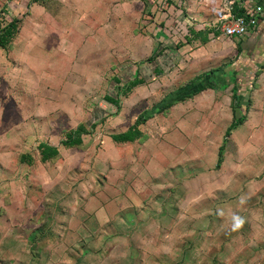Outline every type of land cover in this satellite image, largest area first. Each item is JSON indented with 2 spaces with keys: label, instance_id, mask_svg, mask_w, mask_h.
I'll return each mask as SVG.
<instances>
[{
  "label": "crops",
  "instance_id": "obj_1",
  "mask_svg": "<svg viewBox=\"0 0 264 264\" xmlns=\"http://www.w3.org/2000/svg\"><path fill=\"white\" fill-rule=\"evenodd\" d=\"M252 1L262 8L256 26L244 37H225L236 45L238 61L211 69L198 80L205 88L137 125L138 138L118 142L113 135L160 101L142 92L148 78L174 67L182 47L199 40L188 29L200 31L199 23L213 18L217 22L223 0H146L141 6L133 0H10L13 16L20 19L8 48L16 64L14 83L20 84L0 100V224L7 226L1 224L0 231L8 248L17 251L10 264H21L24 246L14 221L22 215L30 223L27 249L35 262L45 257L44 264L231 260L219 258V250L238 249L237 242L242 248L246 236L229 230L235 215L225 160L230 138L219 167L217 153L245 97L252 99L245 120L232 133H259L264 115L256 98L264 100V68L240 108L223 72L239 70L244 80L250 67L264 64V0ZM247 2L237 0L233 12L243 11ZM215 32L203 31L206 38ZM134 79L141 83L126 91ZM53 100H65L64 119L75 121L62 134L79 124L90 131L81 145L67 148L47 139ZM68 100H77L78 110L69 108ZM21 103L20 109L14 107ZM40 132L41 139L28 145ZM39 142L57 146L58 157L42 162ZM31 150L37 157L20 162L19 156ZM36 161L43 164L41 172ZM24 165L28 176L21 173ZM235 167L233 183L239 186L232 195L238 197L255 170L247 171L242 161ZM56 187L62 192L55 200ZM11 200L12 209H6Z\"/></svg>",
  "mask_w": 264,
  "mask_h": 264
},
{
  "label": "rangeland",
  "instance_id": "obj_2",
  "mask_svg": "<svg viewBox=\"0 0 264 264\" xmlns=\"http://www.w3.org/2000/svg\"><path fill=\"white\" fill-rule=\"evenodd\" d=\"M133 2L135 6H141V3L146 4V0H133ZM10 8V0H0V28L13 16V11ZM214 20L215 18L199 23L198 25L200 32H205L206 29L216 31L215 36H212L211 33L209 37H207L209 39L208 44H203L199 40L186 43L180 50V56L177 59H174L173 63H175V65L172 69L166 71L164 74H159L154 78H148L146 87H144L142 91L146 94L145 97H147V99L161 100L169 93L188 85L192 80L200 79L211 69L222 67L235 58L236 45L227 41L226 38L222 36L218 28V23ZM13 60V57L11 58L9 56L8 50L0 48V100L3 97L9 98L8 96L14 94L16 85L20 84L14 83L15 72L13 71V68L16 64ZM102 91L104 94L108 89H103ZM225 95L228 96L227 91ZM244 100H246V97ZM244 100L240 101L244 102ZM250 100L252 99L250 98ZM39 101L45 102L46 100ZM53 101L55 103L50 109L54 110V114L50 116L52 121L51 124H49L51 126L50 130L52 129V136L47 137V139L51 140V142H57L63 137V130L70 125H74L75 121L72 120V118H69V122L67 119H64L65 113L60 109H63L64 105H62V103L65 100ZM256 101L259 103V110L262 112V115H264V100L258 96ZM21 102H24V100H21ZM68 102L70 104L69 108L71 109L78 110L80 107L77 100H68ZM23 104L24 103H21L20 106L17 104L14 107L20 109ZM64 107H66V105ZM236 111L237 116H240L243 110L236 109ZM260 127L261 128L256 129L259 132L257 135L247 136L246 132H235L229 137V148L225 154L227 155L225 159L227 162L226 166H228V168H226V173L229 172V178L231 180V201L229 203L231 205V210L235 212V215H232L231 217L233 220H231L229 230L234 231L239 229L246 237L242 240L243 242L241 241L243 244L242 248L237 242L234 246H237L238 249L219 250V258L231 259L230 261H227L226 264H264V120ZM39 128L40 127H38V129ZM41 136L43 135L40 132L36 138L32 137L31 141L28 142V145L31 144V146H34V144L41 139ZM31 153V156H34V158L37 157V153L34 152V150H31ZM11 160H14V157ZM240 161L246 165L247 171L248 168H251L252 170H255V172L248 174L247 179L245 180L247 183L237 197L233 195L238 191L239 184H237V182L233 183V178L236 177L238 171L235 166H237V163ZM36 164H39L38 170L41 172L40 168H42L43 164H40V162H37ZM258 167H261V169ZM60 171L61 168L53 169L54 173ZM21 173L22 175L28 176L30 172L24 165ZM5 188L10 189V186H5ZM54 191L53 197L56 200L57 198H60L58 197L59 194H57V192H62V189L56 187ZM8 192L10 191L8 190ZM65 192L68 193L67 190H65L64 193ZM233 197L236 200L233 199ZM7 204H5L7 207L6 209H12L14 205L12 200L11 203L8 204L9 207ZM238 211H241L242 213L238 215ZM1 217L2 219L4 218L3 215ZM13 219V217L10 221L7 219L9 222H7L6 225L12 224L14 221ZM14 222L15 229L20 232L16 233V237L21 240L24 246V248H22V254L18 256L21 259V264H44L42 262L45 261V257L43 259L38 257L40 260H36L35 262L27 249L28 246H26V243L28 245L29 242H31V239L29 238L30 223L28 218L23 217L22 215L19 217L18 221ZM4 223V221H1L2 226H5ZM11 229L13 230L12 225ZM260 234H262V237ZM2 237L3 234H1L0 231V242L2 241L0 243V264H10L9 261L11 258L15 256L17 258V251H15L14 248H8V244H10L8 238ZM233 257L238 259V261H234L235 259H233ZM220 260L221 259L216 260L217 263L221 262Z\"/></svg>",
  "mask_w": 264,
  "mask_h": 264
},
{
  "label": "trees",
  "instance_id": "obj_3",
  "mask_svg": "<svg viewBox=\"0 0 264 264\" xmlns=\"http://www.w3.org/2000/svg\"><path fill=\"white\" fill-rule=\"evenodd\" d=\"M239 13H242L241 10H239ZM19 14H16L15 16L11 17L9 21L6 22V24L2 25L0 28V48L4 50H8L10 43L12 39L14 38L16 32L18 31V26L20 23ZM189 33L193 36H196L201 42H205L207 40L206 34L200 31H195L193 29H188ZM238 53H240V49H238ZM234 61H238V58L236 57ZM233 63H229L228 66L232 68ZM264 68V64L257 66V67H250V70L247 71V73L243 74L246 79H241V74L239 70H230L227 72H223V74L228 76V79H226L224 85L233 84V94H232V102H235V107H241L243 103H241V98L245 96H249L255 77L258 75L261 69ZM234 69V68H233ZM252 69V70H251ZM219 68L214 69L211 71L213 75H217L219 72ZM239 72V73H238ZM202 78V77H201ZM200 78V79H201ZM199 79L192 80L188 85L183 86L179 88L176 91H173L166 95L163 99H161L159 102H157L151 109L143 111L136 119L135 124L129 127L124 132H121L119 134H115L112 136L113 140L118 142H126V141H133L134 139L138 138L140 136V131L137 127L140 123L145 122L149 117H151L154 113L163 111L165 108L171 106L174 102L184 100L197 91L205 88L206 86H203L198 82ZM141 83V80L134 79L129 82L128 88H126V91H129V89L137 84ZM200 84V86H199ZM208 86V85H207ZM250 99L247 97L245 100V107L240 114V116L233 115V119L231 123L228 125L224 132L223 136V143L219 146L218 153H217V162L216 166L219 167L221 164V161L223 159L224 154V147H225V141L229 139L231 136L232 130L235 129L239 124L243 123L245 120L244 112L247 109L249 105ZM241 103V104H240ZM90 131L83 125L79 124L76 128L71 129L64 133L63 137L59 140V145L63 147H75L79 146L83 143V139L85 135L89 134ZM37 151L39 153V159L44 162L53 158L58 157L59 150L57 146L47 144L45 142H39L37 144ZM33 158L30 154H21L19 156L20 162H30Z\"/></svg>",
  "mask_w": 264,
  "mask_h": 264
},
{
  "label": "built area",
  "instance_id": "obj_4",
  "mask_svg": "<svg viewBox=\"0 0 264 264\" xmlns=\"http://www.w3.org/2000/svg\"><path fill=\"white\" fill-rule=\"evenodd\" d=\"M237 0H223V14L218 18V28L222 36L227 38L244 37L257 24L261 13V6L248 0L242 13H234V4ZM240 8V7H239Z\"/></svg>",
  "mask_w": 264,
  "mask_h": 264
}]
</instances>
